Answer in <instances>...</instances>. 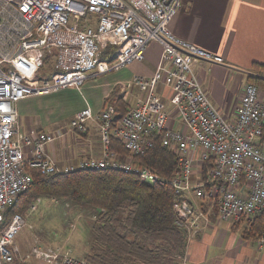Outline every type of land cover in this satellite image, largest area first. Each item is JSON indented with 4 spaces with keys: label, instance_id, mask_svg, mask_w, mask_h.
<instances>
[{
    "label": "built area",
    "instance_id": "obj_1",
    "mask_svg": "<svg viewBox=\"0 0 264 264\" xmlns=\"http://www.w3.org/2000/svg\"><path fill=\"white\" fill-rule=\"evenodd\" d=\"M182 6L183 0H0V264H91L37 239L21 253L15 238L25 225L24 216L16 213L3 222L8 207L31 185L30 169L48 175L113 168L149 183H168L178 195L175 224L186 228L189 238L200 229L194 215L198 199L243 229L264 220V95L259 85L248 82L235 119L219 111L194 63H224V57L172 31L170 24ZM151 42L162 46L160 62L152 75H137L122 86L126 92L138 88L145 96L119 119L114 104L95 112L87 103L67 128L22 132L16 107L20 100L79 88L90 76L142 61ZM110 44L115 46L113 60L101 59ZM160 85L169 91L171 109L160 97ZM91 123L101 135L102 154L61 169L48 155V144L64 139L70 130L86 133ZM157 137L177 156L172 178L133 160L146 154ZM114 138L129 156L109 149ZM204 163H209L205 171ZM255 243L264 248V229ZM181 263L191 264L186 256Z\"/></svg>",
    "mask_w": 264,
    "mask_h": 264
},
{
    "label": "crops",
    "instance_id": "obj_2",
    "mask_svg": "<svg viewBox=\"0 0 264 264\" xmlns=\"http://www.w3.org/2000/svg\"><path fill=\"white\" fill-rule=\"evenodd\" d=\"M170 27L178 37L224 57V63L196 61L194 69L219 111L230 120H234L249 76L264 75V0H183V6ZM161 53L160 43L151 42L146 49L144 60L134 62L133 78L137 75H152L159 64ZM97 76L101 74L90 76L77 88L84 98V107L89 103L92 108L89 100L94 99L92 102L96 111L92 109L95 112L100 111L105 104L111 103L106 101L113 90L129 83L107 81L103 85L104 90L97 91L96 81H88ZM84 85L88 98L83 92ZM126 91L127 88H122L116 97L124 95L125 100L131 104L130 108L145 96V92L138 88ZM158 91L171 109L169 91L161 85ZM261 91L264 95V86L261 87ZM25 99L16 104L22 132L45 130L31 115L33 113L28 109L23 110L21 102ZM171 123L175 127H181L179 122L173 123L171 120ZM62 127L64 126H55L46 131L55 132L57 129H64ZM90 133L91 138L88 137L79 146L83 149L81 154L100 156L103 151L102 139L93 123L89 125L84 136ZM71 136L72 133L69 131L64 139L49 143L47 146L48 155L57 161L61 169L77 166L80 160L81 149H76L73 153L68 149L73 139ZM59 145H62L61 149ZM199 152L200 150L195 153L196 157H199ZM194 215L199 216L200 229L188 239L185 256L191 264H264V248L260 249L255 241L244 238L243 225L238 226L234 221L221 219L207 203L198 202L194 208ZM20 250L24 254L30 248Z\"/></svg>",
    "mask_w": 264,
    "mask_h": 264
},
{
    "label": "trees",
    "instance_id": "obj_3",
    "mask_svg": "<svg viewBox=\"0 0 264 264\" xmlns=\"http://www.w3.org/2000/svg\"><path fill=\"white\" fill-rule=\"evenodd\" d=\"M114 52L115 46L110 44L102 50L101 58L112 61ZM47 62L51 63L49 57ZM248 80L264 86V75H250ZM117 93L113 90L106 102L111 101L116 106V119H119L130 107L124 95L116 97ZM109 149L122 158L129 155L123 143L115 138L110 141ZM133 160L150 165L156 173L167 177L177 169V156L162 146L159 137L148 153L137 155ZM208 166L209 163L204 165V171ZM30 171L31 185L8 207L3 223L9 222L16 213L23 215L40 196L85 204L94 211L91 248L85 261L91 264H181L189 232L175 224L178 195L170 184L149 183L133 172L113 168H78L48 175L36 169ZM263 229L264 220L258 218L250 229H243L242 234L255 241Z\"/></svg>",
    "mask_w": 264,
    "mask_h": 264
},
{
    "label": "rangeland",
    "instance_id": "obj_4",
    "mask_svg": "<svg viewBox=\"0 0 264 264\" xmlns=\"http://www.w3.org/2000/svg\"><path fill=\"white\" fill-rule=\"evenodd\" d=\"M134 62L136 61L127 64L120 71L103 73L101 76L90 78L88 81H96L97 91H103V85L107 81L110 83L119 81L126 84L133 79ZM120 90H122V88H117V92H120ZM83 92L88 98L89 95L86 91V85L83 86ZM92 100L94 101L93 98ZM92 100H89V102L96 111ZM129 102H131V100ZM21 106L23 110L28 109L30 113H33L31 115L40 122L41 127L45 130H51V128L55 126H64L62 128L68 127L67 125L70 123L71 119L75 117L78 110L80 111L84 107V98L79 94L76 87L69 86L50 94L31 95L21 102ZM70 131V133H72L70 138L73 139L68 145V149L73 153L76 149H81L79 146H81L88 137L91 138V133L84 136L80 134L83 132L79 133L76 130ZM59 148L61 149L62 145H59ZM81 151H83V149H81L79 153L80 160L88 159L89 153H83L82 155ZM139 164L144 165L143 163ZM204 165H206V163L202 164V170L204 169ZM147 166L154 171L150 165ZM175 171L176 169L174 172ZM174 172L170 177H165L172 178ZM197 175V173H194V178H196ZM195 201L198 203L200 200L198 199ZM212 210L216 211L217 214L219 212L217 208ZM23 216L25 225L20 229L15 238V243L21 249L30 248L35 239H37L41 244L58 248L64 254L78 256L83 259H85L86 254L90 252L92 240L90 228L94 219L92 207L85 204L58 201L57 199L40 196L39 199L34 202V206L24 212ZM183 229L186 230V228Z\"/></svg>",
    "mask_w": 264,
    "mask_h": 264
}]
</instances>
